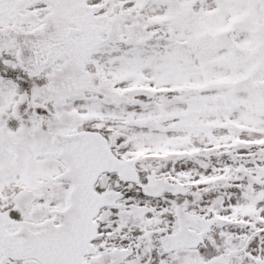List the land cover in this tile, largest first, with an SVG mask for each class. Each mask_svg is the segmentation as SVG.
Returning a JSON list of instances; mask_svg holds the SVG:
<instances>
[{"label": "snow or ice", "instance_id": "snow-or-ice-1", "mask_svg": "<svg viewBox=\"0 0 264 264\" xmlns=\"http://www.w3.org/2000/svg\"><path fill=\"white\" fill-rule=\"evenodd\" d=\"M0 264H264V0H0Z\"/></svg>", "mask_w": 264, "mask_h": 264}]
</instances>
